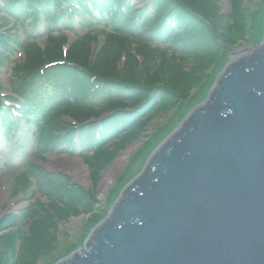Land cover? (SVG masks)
Segmentation results:
<instances>
[{"label":"rangeland","instance_id":"374dc122","mask_svg":"<svg viewBox=\"0 0 264 264\" xmlns=\"http://www.w3.org/2000/svg\"><path fill=\"white\" fill-rule=\"evenodd\" d=\"M210 4L203 10L205 16L195 12L201 21L194 26L191 40L182 38L183 32L177 27L166 41H151L161 45L165 57L170 58L171 53L183 55L179 61L186 77L172 84L178 92H172L169 86L161 89L163 97L155 98L153 110L136 122L137 127L132 124L117 135L118 126L106 136L101 135L105 126L103 115L95 120L96 125L75 128L70 125L73 120L63 116L61 127L44 135L36 122L27 126L20 121L18 129L12 132L0 130V264H57L72 252L83 249L86 238L108 217L123 189L142 172L158 146L195 107L205 102L226 65L244 53L243 48L262 44L264 0H212ZM74 18L66 19V24H75L74 28L55 29L48 24L49 19L40 17V31L29 35L25 25L0 13V34L7 32L43 49L49 44L46 36L53 32L57 35L60 30L59 36L65 37V49L82 43L94 56L105 47L108 53L115 51L116 46L109 43L110 35L116 31L112 20L95 23ZM144 27L141 25L135 31L134 44L148 39L136 36ZM119 32L129 34L125 27ZM24 59L23 49L11 43L8 59L0 61V103L4 96L16 99L11 87L14 85L12 67ZM124 60L125 56L121 62ZM158 62L155 67H159ZM67 78L64 87L68 90L78 88L80 92L84 88L73 76ZM45 98L41 93L38 108L47 102ZM69 99L72 101L73 97ZM18 116L15 121H19ZM44 121L45 118L41 121V130ZM126 122L124 118L121 124ZM89 132L92 136L101 134L91 139L87 138ZM98 143L105 145L103 156L97 154ZM77 162L81 168L76 166ZM63 183L67 188H62ZM63 191L68 194L62 195ZM47 231L49 236L41 240L38 233L42 236ZM18 232L14 248H6L2 236Z\"/></svg>","mask_w":264,"mask_h":264},{"label":"water","instance_id":"95a60500","mask_svg":"<svg viewBox=\"0 0 264 264\" xmlns=\"http://www.w3.org/2000/svg\"><path fill=\"white\" fill-rule=\"evenodd\" d=\"M241 51L57 264H264V40Z\"/></svg>","mask_w":264,"mask_h":264},{"label":"trees","instance_id":"16d2710c","mask_svg":"<svg viewBox=\"0 0 264 264\" xmlns=\"http://www.w3.org/2000/svg\"><path fill=\"white\" fill-rule=\"evenodd\" d=\"M211 1L0 0V13H5L25 25L28 34L35 35L39 31V16L49 19L48 24L55 29L73 28L74 24L67 26L64 24L66 19L75 20V15L81 20L90 19L95 23L112 20L116 29L109 39L110 45L116 46L115 51L108 53V47H105L96 56L82 43L70 45L65 49V37L59 36L62 34L60 30L57 35L53 32L50 36H46L49 44L43 49L33 42L21 41L7 32L6 35L0 34V61L8 59L11 43L21 47L25 56L24 61L15 62L12 67L11 82L13 81L14 85L11 87L16 99L10 96L1 99L2 128H0L7 133L9 130L17 129L20 121L27 126L36 122L39 124L41 135H44L47 131L52 132L61 127L63 116L74 121L70 124L73 128L77 125H96L95 120L104 114L107 115L102 120L105 126L102 128V134L100 132L101 135L106 136L118 126L117 135L125 132L132 124L137 127L136 122L153 110V106L157 103L155 98L163 97L161 89L169 86L172 92H178L172 84L181 82L186 77V72L183 71L182 63L179 61L183 55L177 56L171 53L170 58L165 57L161 45L153 44L154 42L151 41H166L172 37L171 31L177 27L180 28V33L183 32L182 38L191 37L194 34L192 32L194 26L201 21L197 15L201 13L202 17L205 16L203 10L210 7ZM32 17L34 18L31 19ZM141 25L145 27L136 36L142 35L148 39L134 44V33ZM122 27L129 31L128 35L119 32ZM145 32H148V35ZM123 56L125 60L121 62ZM156 61H159V67H155ZM67 76L76 78L77 83L82 82L84 88L82 87L80 92L78 88L70 87V90L65 88L64 83L69 80ZM62 84L64 88L61 87ZM41 93L44 98L47 97L45 100L49 104L46 102L38 108L37 101ZM49 93L51 97H48ZM69 97H73V100L70 101ZM11 101L16 102L19 108L11 104ZM15 108L20 114L19 121H15ZM44 118L41 130L40 124ZM124 118L127 122L122 125L121 121ZM94 136L89 132L87 138L95 139ZM96 146L97 154L103 156L105 145L98 143ZM63 186L67 188L64 183L62 188ZM61 193L67 195L68 191ZM35 230L37 229H33ZM38 235L41 240L49 236L48 231L42 236L41 232ZM16 236L17 233L4 235L1 238L2 243L6 248H14Z\"/></svg>","mask_w":264,"mask_h":264},{"label":"bare ground","instance_id":"6f19581e","mask_svg":"<svg viewBox=\"0 0 264 264\" xmlns=\"http://www.w3.org/2000/svg\"><path fill=\"white\" fill-rule=\"evenodd\" d=\"M76 166H77L78 168H81V167H80V164H79L78 162L76 163ZM107 180H108V178H106L105 180H103V181H104L103 185H105V183H106Z\"/></svg>","mask_w":264,"mask_h":264}]
</instances>
